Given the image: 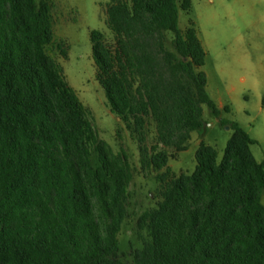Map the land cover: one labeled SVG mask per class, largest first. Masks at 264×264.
Returning <instances> with one entry per match:
<instances>
[{"label":"trees","instance_id":"1","mask_svg":"<svg viewBox=\"0 0 264 264\" xmlns=\"http://www.w3.org/2000/svg\"><path fill=\"white\" fill-rule=\"evenodd\" d=\"M190 9V0H110L113 43L89 33L110 112L137 142L141 169L157 173V202L136 219L140 247L129 262L118 239L127 157L99 138L47 54L49 2L0 0V264H264V160L206 92L194 24L178 27L179 10ZM202 106L232 136L220 161L200 142L193 171L176 175L162 148L187 150L191 133H202ZM150 123L155 144L147 146Z\"/></svg>","mask_w":264,"mask_h":264},{"label":"rangeland","instance_id":"2","mask_svg":"<svg viewBox=\"0 0 264 264\" xmlns=\"http://www.w3.org/2000/svg\"><path fill=\"white\" fill-rule=\"evenodd\" d=\"M39 1V0H37ZM52 16L53 41L46 52L63 70L67 84L89 111L100 139L114 153L123 151L132 172L128 187V216L118 236L120 254L130 262V251L140 247L136 219L157 202L156 172L141 169L137 142L107 105L95 79L89 33L100 31L108 44L113 37L106 25L105 10L110 0H47ZM189 12H178V27L194 24L205 52L201 71L206 92L220 110V118L236 122L256 143L251 152L257 162L264 160V0H190ZM66 52L63 58L58 46ZM229 108V113L223 107ZM202 133H191L188 148L168 153L167 167L176 175L190 174L200 142L212 146L217 160L223 157L232 131L221 127L202 106ZM146 144H155L153 124L146 127ZM163 169L161 172H163ZM264 204V195L261 198Z\"/></svg>","mask_w":264,"mask_h":264}]
</instances>
